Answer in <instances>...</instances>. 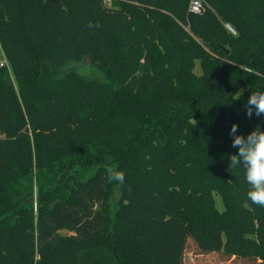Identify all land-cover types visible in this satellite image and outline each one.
Segmentation results:
<instances>
[{
    "label": "trees",
    "instance_id": "16d2710c",
    "mask_svg": "<svg viewBox=\"0 0 264 264\" xmlns=\"http://www.w3.org/2000/svg\"><path fill=\"white\" fill-rule=\"evenodd\" d=\"M107 1L0 0V264H186L190 240L264 264V207L228 159L233 123L264 130L245 108L264 90V0H202L200 13L191 0ZM128 30L146 51L136 81ZM86 57L101 77L60 73ZM76 162L99 166L70 176L66 199L29 201Z\"/></svg>",
    "mask_w": 264,
    "mask_h": 264
},
{
    "label": "rangeland",
    "instance_id": "374dc122",
    "mask_svg": "<svg viewBox=\"0 0 264 264\" xmlns=\"http://www.w3.org/2000/svg\"><path fill=\"white\" fill-rule=\"evenodd\" d=\"M107 2L110 3L109 0ZM113 14L114 15L116 14L117 16L116 18L118 19L119 23L122 24V26L129 24L128 21L129 16L127 14L117 12V10L114 11ZM128 32L130 34V39L134 41V46H132L133 48L132 54L134 57V63L137 64V69H136L137 72L133 80L136 81V79L138 78V71L141 68H143V66L146 63L147 60L146 51L143 48L142 44L139 43L137 35L133 34L132 30H128ZM4 59L5 57H2V55H0V65ZM69 68H74L79 73L85 76L86 75L98 76V77L102 76L101 71L97 69L96 66L86 62L85 59L76 61L74 63L72 62L68 66L64 67L60 73H63ZM195 71L198 74L202 72L200 61L196 62ZM12 79L14 78L12 77ZM62 166H64L62 170L59 168L58 171L45 175L47 176V179L45 178L47 184L44 186L42 193L43 195L40 192H38L36 186L34 187L33 196L29 199V201L33 202L35 207L39 199L42 197L46 201L66 199L68 196L66 182L69 180V177L74 176L77 179L86 180L92 175H94L97 167L99 166V163L83 164L81 162H76L70 165H66L63 163ZM34 182H36V178ZM214 198L216 201L217 208L222 210L224 208V202L222 196L219 193H216L214 195ZM117 199H118V195L112 197V208L116 207ZM22 207H24L23 204L20 206V208ZM3 218H8L11 222L13 223L15 222L14 213H7L3 215ZM64 234H70V232L64 230ZM185 260H186V264H218L220 262H223L224 264H228L232 262L231 258L226 259L225 256H222V254L220 253H203L200 249H198L197 245L192 240H190L188 244Z\"/></svg>",
    "mask_w": 264,
    "mask_h": 264
},
{
    "label": "clouds",
    "instance_id": "9594fccd",
    "mask_svg": "<svg viewBox=\"0 0 264 264\" xmlns=\"http://www.w3.org/2000/svg\"><path fill=\"white\" fill-rule=\"evenodd\" d=\"M246 115L251 118L264 115V90L251 92L245 105ZM238 124L233 123L229 135L233 137L232 147L237 148L235 154L228 156L229 170L243 168L245 181L248 184L247 199L252 204L264 207V130L256 128L247 135L237 134ZM228 155V154H225ZM109 182L119 185L125 183V174L111 166L105 169Z\"/></svg>",
    "mask_w": 264,
    "mask_h": 264
},
{
    "label": "built area",
    "instance_id": "2783aa9c",
    "mask_svg": "<svg viewBox=\"0 0 264 264\" xmlns=\"http://www.w3.org/2000/svg\"><path fill=\"white\" fill-rule=\"evenodd\" d=\"M204 8L203 2L202 0H191V4H190V9L194 12L200 13L202 12ZM226 27L228 28V30H230L232 33H236V31L232 28V26L228 23L225 24ZM5 60V61H4ZM3 60V62L1 63V65H9L6 60V58Z\"/></svg>",
    "mask_w": 264,
    "mask_h": 264
},
{
    "label": "water",
    "instance_id": "95a60500",
    "mask_svg": "<svg viewBox=\"0 0 264 264\" xmlns=\"http://www.w3.org/2000/svg\"><path fill=\"white\" fill-rule=\"evenodd\" d=\"M85 61L88 62L89 64H93V61L91 60L90 57H86Z\"/></svg>",
    "mask_w": 264,
    "mask_h": 264
},
{
    "label": "crops",
    "instance_id": "0c3cea01",
    "mask_svg": "<svg viewBox=\"0 0 264 264\" xmlns=\"http://www.w3.org/2000/svg\"><path fill=\"white\" fill-rule=\"evenodd\" d=\"M2 135H0V137H1Z\"/></svg>",
    "mask_w": 264,
    "mask_h": 264
}]
</instances>
